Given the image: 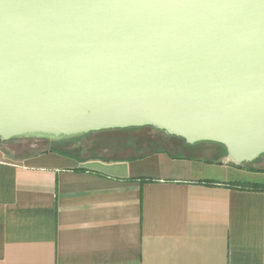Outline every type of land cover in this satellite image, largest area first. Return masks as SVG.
<instances>
[{
    "label": "water",
    "instance_id": "1",
    "mask_svg": "<svg viewBox=\"0 0 264 264\" xmlns=\"http://www.w3.org/2000/svg\"><path fill=\"white\" fill-rule=\"evenodd\" d=\"M142 127L264 155V0H0V140Z\"/></svg>",
    "mask_w": 264,
    "mask_h": 264
},
{
    "label": "crops",
    "instance_id": "2",
    "mask_svg": "<svg viewBox=\"0 0 264 264\" xmlns=\"http://www.w3.org/2000/svg\"><path fill=\"white\" fill-rule=\"evenodd\" d=\"M181 143L106 160L67 142L20 159L0 149V264H264V192L227 186L264 173L224 147L218 161L184 157Z\"/></svg>",
    "mask_w": 264,
    "mask_h": 264
},
{
    "label": "rangeland",
    "instance_id": "3",
    "mask_svg": "<svg viewBox=\"0 0 264 264\" xmlns=\"http://www.w3.org/2000/svg\"><path fill=\"white\" fill-rule=\"evenodd\" d=\"M164 136V137H163ZM165 138V139H164ZM167 136L156 132L148 128H137L134 130L127 131H103L93 134L86 135L79 140H75L74 144L67 145L66 148L70 150L74 155L78 157H92L94 159H110L114 156H124L123 152L128 154L129 151H126L127 148L123 147L121 150L115 152L112 146L118 144V142H123L126 144L127 140H131V143L140 147L143 151L148 152L150 149H163L164 140ZM171 139V138H169ZM158 141L159 144H156ZM18 142L24 145L23 147L17 148ZM59 142L61 141H51L46 139H37V138H21L18 141L10 143L8 146V151L13 157H24L42 151L44 149H49L53 151H59ZM154 144H153V143ZM32 144V145H31ZM153 144V145H151ZM181 151L184 157H189L193 159H208L211 161H218V157L224 153L223 146L212 143V142H198L194 144H188L185 141H182ZM111 147V148H109ZM165 149V148H164ZM170 153H175L179 155V152L165 149ZM126 154V155H127ZM235 166L236 164H233ZM219 165H215L217 167ZM241 167L243 171H246L250 174H255L252 170H264V155L255 159L249 163H241L237 165ZM235 168V167H233ZM236 170V169H235ZM240 170V169H238ZM235 173V172H234ZM262 174V173H261Z\"/></svg>",
    "mask_w": 264,
    "mask_h": 264
},
{
    "label": "trees",
    "instance_id": "4",
    "mask_svg": "<svg viewBox=\"0 0 264 264\" xmlns=\"http://www.w3.org/2000/svg\"><path fill=\"white\" fill-rule=\"evenodd\" d=\"M142 128H148V129H151V130H154V131H156V132H159V133H162V134H164V135H166L165 133H163V132H160V131H158V130H155L154 128H151V127H142ZM134 129H137V128H129V129H122V130H108V131H118V132H120V131H127V130H134ZM101 132H103V131H101ZM95 133H97V132H95ZM89 134H93V133H89ZM89 134H87V135H89ZM86 135H84V136H81V137H78V138H74V139H67V140H62L61 142H67V143H71V144H74V141L75 140H79V139H81L82 137H85ZM167 136V138H166V140H164V143H167L168 141H170V140H180V141H183L182 139H180V138H176V137H172V136H168V135H166ZM164 137V136H163ZM169 138H171V139H169ZM165 139V138H164ZM19 139H10V140H7V141H2V140H0V149L7 155V156H9V157H12V158H25V157H28V156H31V155H34V154H40V153H43V152H46L47 151V147H46V149H44V150H42V151H39V152H37V153H34V154H31V155H27V156H24V157H13L10 153H9V151H8V146H6V145H9L10 143H13V142H15V141H18ZM131 140H127L126 139V142H127V147L125 146L126 144H122L123 142H118V144L117 145H115V146H112V148H114L113 150H115V152H118V151H122L121 149L123 148V147H125V148H127V150L126 151H129L128 152V154L126 153V152H123V155L124 156H121V157H129V158H135V157H142V156H145V155H147L148 153H151V152H153V151H157V150H160V149H150L148 152H146V151H143L142 149H140V147H138V146H136V145H134V143H131L130 142ZM159 142L160 141H158L156 144H159ZM153 143V142H152ZM154 144V143H153ZM153 144H151V145H153ZM21 144L18 142V144H17V148H20V147H23L24 145H22V146H20ZM32 145V144H31ZM109 148H111V147H109ZM124 149V148H123ZM127 154V155H126ZM113 157L111 158V159H113V158H120V156L118 155V156H114V155H112ZM239 168H241V167H239ZM251 171H254V172H263L264 173V170H252V169H250ZM201 183H204V184H215L216 182L215 181H213V180H204V181H202ZM227 186L228 187H230V188H232V189H239V190H243V191H250V192H264V183H255V182H247V181H232V182H229V183H227Z\"/></svg>",
    "mask_w": 264,
    "mask_h": 264
}]
</instances>
